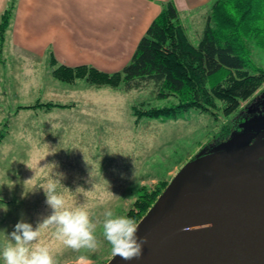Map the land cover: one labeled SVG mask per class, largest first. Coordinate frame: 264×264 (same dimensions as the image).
<instances>
[{"label": "rangeland", "instance_id": "rangeland-1", "mask_svg": "<svg viewBox=\"0 0 264 264\" xmlns=\"http://www.w3.org/2000/svg\"><path fill=\"white\" fill-rule=\"evenodd\" d=\"M195 29L194 45L198 43ZM249 50L253 64L249 71H264V45L253 41ZM37 73L35 81L40 78ZM15 75L19 78L14 90L29 95L20 98L18 94L16 99L14 90L11 93L8 88L7 100L0 102V252L18 222L23 220L35 229L52 213L42 187L55 183L66 206H83L90 213L97 223L100 246L94 252L73 251L56 239L52 228L41 231L39 243L50 248L58 264H81L80 256L91 264H108L113 256L102 235L106 209L129 217L141 193L161 189L163 194L202 151L210 154L247 147L264 131V82L235 111L227 113L226 104L216 101L208 112L191 109L175 117L137 120L134 105L149 102V106L164 108L178 101L173 97L157 100L151 89L123 93L119 92L123 87L99 88L85 79L72 84L53 79L54 87L49 83L46 87L55 93L52 99L72 107L53 108L46 115L43 109L41 113L29 109L45 99L21 87L28 72L17 70ZM78 82H82L80 87L75 85ZM45 128L62 130V134L39 135ZM0 264H4L2 258Z\"/></svg>", "mask_w": 264, "mask_h": 264}, {"label": "trees", "instance_id": "trees-1", "mask_svg": "<svg viewBox=\"0 0 264 264\" xmlns=\"http://www.w3.org/2000/svg\"><path fill=\"white\" fill-rule=\"evenodd\" d=\"M17 0H11L0 22V51ZM264 45V0H219L208 20L198 45L185 33L178 9L169 1L140 41L130 63L121 72L105 73L94 67H67L55 59L52 76L63 84L85 79L90 86L134 90H152L157 100L176 98L171 107L156 108L149 102L133 106L137 120L175 117L191 109L208 112L215 102H224L226 112L235 111L264 82V71L253 68L249 43ZM70 108L40 100L29 109ZM207 151V150H206ZM202 151L198 157L209 154ZM197 157V158H198ZM143 192L128 213L137 222L162 194Z\"/></svg>", "mask_w": 264, "mask_h": 264}, {"label": "water", "instance_id": "water-1", "mask_svg": "<svg viewBox=\"0 0 264 264\" xmlns=\"http://www.w3.org/2000/svg\"><path fill=\"white\" fill-rule=\"evenodd\" d=\"M138 224L142 256L108 264H264V131L189 162Z\"/></svg>", "mask_w": 264, "mask_h": 264}, {"label": "crops", "instance_id": "crops-1", "mask_svg": "<svg viewBox=\"0 0 264 264\" xmlns=\"http://www.w3.org/2000/svg\"><path fill=\"white\" fill-rule=\"evenodd\" d=\"M169 1L175 3L191 42L196 27L198 45L219 0H17L0 51V102L7 100L8 88L12 93L18 86L17 70L28 72L21 87L30 88V95L37 92L44 96L42 103L55 102V93L46 88L48 83L54 87L53 59L67 67L86 65L109 74L121 72ZM10 2L0 0V22ZM35 71L40 77L37 81ZM13 92L16 99L18 94L20 98L29 95L17 89ZM43 110L49 115L53 109ZM43 131L38 134H62L52 128Z\"/></svg>", "mask_w": 264, "mask_h": 264}, {"label": "clouds", "instance_id": "clouds-1", "mask_svg": "<svg viewBox=\"0 0 264 264\" xmlns=\"http://www.w3.org/2000/svg\"><path fill=\"white\" fill-rule=\"evenodd\" d=\"M42 188L46 204L53 211L35 229L32 224L23 220L15 225L10 239L8 238L9 243L0 252L4 264H58L50 248L39 243L43 229H54L56 239L76 252L81 249L94 252L100 246L95 234L97 223L90 218V213L85 207L66 206L65 198L57 193L55 183ZM139 225L134 218L115 216L112 210H105L102 235L111 246L113 257L119 256L125 261H130L142 256L147 237H138ZM79 261L81 264H91V260L85 256H80Z\"/></svg>", "mask_w": 264, "mask_h": 264}]
</instances>
